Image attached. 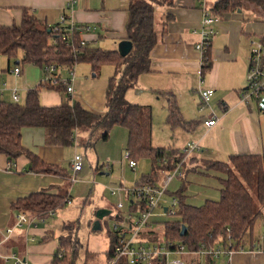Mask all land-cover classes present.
I'll use <instances>...</instances> for the list:
<instances>
[{
    "label": "trees",
    "instance_id": "1",
    "mask_svg": "<svg viewBox=\"0 0 264 264\" xmlns=\"http://www.w3.org/2000/svg\"><path fill=\"white\" fill-rule=\"evenodd\" d=\"M173 3L174 0L129 1L124 40L131 41L133 47L126 55H122L118 47L103 49L99 43L83 44L79 32L87 24L74 22L72 30L68 21L61 26L59 23L48 25L28 7H23L19 23L0 24V56L19 60V64L38 66L44 71L43 79L28 89L23 101L0 100V153L6 155L11 169L17 159L24 155L28 159L26 168L30 172L58 175L64 180H69L72 176L67 168L46 162L37 153L26 148L22 143L24 128H42L45 131V143L50 146H72L78 143L88 147L93 146L98 139L108 140L112 129L122 126L128 131L125 154L128 153L137 163L145 158L152 161L150 172L143 174L135 184L157 185L162 181V170L173 167L175 161L182 157V148L153 145L152 106L130 102L127 92L138 84L143 73L152 70V51L159 39L156 14L159 7L171 6ZM212 9L222 20L244 10L264 13V0H215ZM65 14L69 17L68 20L71 19L69 11ZM170 16L167 14L164 25ZM102 37L98 33V39ZM210 48L205 52V62L207 56L209 62L202 65V76L212 67ZM81 62L89 63L96 74L103 65H113L115 68L114 74L108 80L106 110L103 113L89 110L74 100L62 82L63 74ZM48 67H55V70L49 71ZM43 89L59 91L63 96L62 103L43 105L40 98ZM202 89L206 88L201 87L200 90ZM167 101L169 126L172 129L194 128L196 122L184 119L176 97L171 95ZM260 102L258 101V105ZM201 104L202 101L199 102ZM86 132L90 134L85 137ZM207 167L224 175L220 178V199H207L201 205H193L185 202L183 189L175 192L173 197L178 199L176 219L151 221V225H162L160 238L183 242L187 249L199 250L218 243L226 245L227 230L230 229L235 242L241 245L244 235L253 236L258 221L263 224L264 152L231 154L228 161L212 160L207 163ZM103 168V165L96 164L93 170L99 172ZM188 171L187 169L186 174ZM69 200L72 199L68 191L62 193L48 187L17 198L11 207L15 213L25 210L31 217L45 220L53 216L59 208L65 207ZM145 206L142 201L139 208L144 209ZM129 207L135 211L138 204L130 200ZM183 225L186 226V232L181 235ZM147 235L150 240H157L159 237H156L155 229H150ZM42 240L45 241L46 238ZM255 241L252 245L259 248ZM80 244L75 232L69 227V233L59 236L58 247L50 264H77ZM116 244L117 233L112 231L107 261L113 256ZM242 248L241 246L240 250ZM203 262L194 261L197 264H223L214 258H207ZM0 264L7 263L0 259ZM118 264L130 263L122 260ZM153 264L165 262L157 258Z\"/></svg>",
    "mask_w": 264,
    "mask_h": 264
},
{
    "label": "crops",
    "instance_id": "2",
    "mask_svg": "<svg viewBox=\"0 0 264 264\" xmlns=\"http://www.w3.org/2000/svg\"><path fill=\"white\" fill-rule=\"evenodd\" d=\"M69 1L0 0V24L19 23L22 18L23 7L30 8L39 19L44 20L48 25L59 23L61 16L69 11L74 22L98 27V33L103 36L99 40V45L107 42L117 48L119 43L125 39L130 0H76L73 7L67 9ZM199 5V0H174L173 5L158 8L156 29L159 39L152 51V70L143 73L139 78V81L145 82L146 86L144 87L149 88H142L144 89L143 92L147 91L152 95L154 94L155 98L162 90L167 92L169 96L174 95L185 120L196 122V126L198 123L202 125L203 130L197 129L194 133V139L190 137L189 141L195 140L202 144L200 155L207 158L199 157L207 163L212 160L228 161L230 155L235 153H263L264 111L259 109L260 105L256 102L244 103L241 101V94L247 87L249 51L256 30L250 24L246 27L240 21L239 13L223 19L210 48L212 67L204 76H200L201 55L196 48V43L200 37L193 32L201 21L202 11ZM167 14L171 16L167 19V24L164 25ZM91 36L94 37V35ZM4 58L2 59L0 56V84L5 81L7 87L0 94V100H11L12 89L14 88L19 90L20 99L23 100L28 89L36 86L43 79L44 71L38 66L28 64L24 69L20 67V73L16 75L12 72L16 67L12 66V60ZM15 64L19 63L15 61ZM100 72L101 69L98 74ZM96 75L93 72L92 78L78 77L77 70H75V92L72 98L89 110L103 113L106 110L108 79L96 77ZM68 76V72L63 74V77ZM201 87H213L215 89L211 101L213 106L217 105L220 109H216L215 112L208 115L211 117L214 114L218 117L219 121L213 127L205 125L207 118L203 121L204 115L201 114L199 117V114L194 110L195 104L193 107V103L181 99L182 93H188L192 100L199 104L197 97L200 95ZM131 90L133 89L127 92V96ZM134 94L137 98L139 96L144 99V93L138 94L136 92ZM40 98L41 103L46 106L60 105L63 101V96L54 89H43ZM182 102L186 108V113L181 109L183 107ZM139 103L144 104L146 102L144 100ZM113 130L114 134L121 133L123 138L127 136L126 140H128L127 130L120 127H115ZM87 135L88 132L84 136ZM115 142L104 143V145L108 149L107 146ZM22 143L46 162L61 166L66 165L70 148H72L70 146L47 145L45 143V131L40 127L24 128ZM103 157L107 158V163L112 161L109 158H115L117 155L113 154L112 151H104ZM199 157L192 156L193 159L190 158L188 161L190 166H192L191 163L200 164ZM27 163L28 159L22 155L11 169L6 155L0 153V241L4 239L3 235L6 229L13 227L17 221V213L11 207L13 201L48 187H53L55 191H57L56 189L64 191L65 180L61 176L30 172L26 168ZM106 163L103 165V169L112 172L113 161L110 167H106ZM70 164L72 169V160ZM135 183L128 184L122 180L119 184H113L133 186ZM49 228V225L40 227L36 221L30 225L17 227L11 237L3 242L2 246L9 251L12 249V251L17 252L31 264H50L54 256V249L57 250L58 242L57 245L53 244L52 246L49 244L51 242H46L50 238H54L53 231ZM255 228L262 231L264 229L262 222L258 221ZM150 229L156 230V237L159 235L160 232L157 227L151 226ZM32 233V237H29ZM38 234L46 240L41 242L42 245L28 247L26 242H36ZM248 235L250 234L244 235L241 241L243 247L241 250L237 251L231 259L222 256L220 260L218 259L219 262H223V264H264V240L259 245L260 247L256 248L252 242L257 238L253 234L246 240ZM160 237L159 235L158 238ZM24 240L26 244L24 251L21 249L19 251L13 250L15 249L13 246ZM36 250H39L40 254H35Z\"/></svg>",
    "mask_w": 264,
    "mask_h": 264
},
{
    "label": "rangeland",
    "instance_id": "3",
    "mask_svg": "<svg viewBox=\"0 0 264 264\" xmlns=\"http://www.w3.org/2000/svg\"><path fill=\"white\" fill-rule=\"evenodd\" d=\"M214 2L215 0H210V5H212ZM239 18L240 21L244 23L246 27L248 26V24H250L256 30L253 39L258 40L264 38V13H259L255 10H244L242 13H239ZM99 46L103 49L115 48L113 47L114 45L108 44L107 42L102 43ZM1 57L2 59H5L4 57L6 56L1 55ZM11 64L13 67H21L22 69H24L28 65L15 64V59H12ZM76 65L78 77H93V69L89 63L81 62ZM114 72L115 68L113 65H103L101 67V72L97 74L96 77H106L109 80L110 76H112ZM144 86H146L145 82L143 80L141 82L140 80L139 83L134 88H132L133 90L130 91V94L127 96V99L130 102L134 103H139L145 100L146 103L144 104H150L152 106L154 129L153 145L157 147H172L175 149L183 148L184 145L190 142L189 140L191 138L194 139L193 137L195 131L199 128L202 129V125L198 123L197 126L195 125L196 127L194 126V128L191 129H186L185 127H177L176 129H172L167 123L169 112L167 101L169 98L168 93L164 92L163 90L159 91L157 98H155L154 94L152 95L147 91L143 92L144 89L142 88L149 89ZM136 92H138V94L144 93V99H141L139 96L137 98V96L134 94ZM197 98L200 102V95ZM140 99L141 101H139ZM181 99L193 103V107L195 104L194 110L197 114H199V117L201 114L204 115L203 121L205 118L209 117L208 115L210 113L215 112L216 109H220L217 105L213 106V102L210 101V106H206L204 110H201V106L197 104L196 101H193L188 93H182ZM182 106V111L186 113L187 111L184 107L183 102ZM116 127L125 129L121 126ZM113 129L112 131L114 132ZM112 131L111 137L108 140L98 139L93 146L85 147L84 145H79L78 143H76V146H70L72 148H70L71 150L68 155L67 163L65 166H63L67 168L69 172H71V177L73 178L65 180V186L63 187L64 191H59L62 193L68 191L72 200L65 207L59 208L53 216H50L45 220L36 218V222L38 223V225H40V227H46L47 225H49V229L53 231L54 238H50L46 241L51 242L49 243L51 246L53 244L57 245L58 238L60 235L69 233V227L73 229L76 234V237L80 240L81 243L77 264L108 263L107 251L110 248L111 232L114 231L113 227L116 222V215L118 213V208L116 207L118 197L111 195L107 187L119 184L122 180L128 184L135 183V181L139 180L143 174L149 173L152 169L151 159L145 158L137 163L136 170H132L129 167V161L128 159H126L125 154L127 146V136L123 138V135L121 133L114 134ZM99 132H101V130L97 133ZM89 134L90 132H88V135ZM112 141L116 142L109 144V146H107V149L104 143H110ZM104 151H112L113 154L117 155V157L115 158H109L113 161L114 168L112 169V172L106 171L107 169L103 170L105 173L108 172L107 174H104L101 171L94 172L93 168L96 166V164L104 165L106 163L107 158L103 157ZM76 154L83 155V170L77 174V177H74V171L73 168L71 169L70 162L71 160L73 161ZM200 154L201 152H195L193 156L199 157L201 156ZM201 157L207 158L205 156ZM201 157H199L201 160L200 164L195 165L194 163H191L192 166H190V162L187 163L185 169L186 176L183 179L175 178L170 183V186L168 187V190L166 191L162 200V204H164V206L170 205V200L174 196V193L178 192L180 189H183L182 195L186 199L185 202H187L188 204L201 205L207 199H220V189L222 187L220 178L224 175L220 174L219 172H216L215 170L208 169L207 161H204L203 159H201ZM187 169H189V171L186 174ZM123 198L125 207L121 209L120 212L125 217L128 216L129 202L125 194L123 195ZM99 209L111 210V213L102 219L101 228L97 225V211ZM160 212L162 213L161 215ZM153 217L154 218H152V220L154 221L176 219L175 215L164 214L160 206L155 208ZM42 221H44V223H42ZM152 227H157L160 232L159 235L161 236L162 225L153 223ZM260 231L261 229L259 228L254 229L255 238H260ZM32 235L33 233L29 235V237H32ZM249 236L250 235H248L246 240L249 238ZM24 242L25 240L18 242L17 245L13 246L15 247V249L13 250L19 251L21 249L22 251H24V246L26 244L28 247H30L31 245H39L41 244V242L44 241L42 240L41 235L38 234L36 242L30 241L28 243L26 242V244ZM11 244H14V242H11ZM44 244L47 245V243ZM10 250L12 251V249ZM54 251L56 252V249H54ZM89 253L92 254L89 255ZM35 254H40L39 250H36ZM49 257L51 258V255H49ZM185 258L188 259L189 264H197L194 263V261L200 260L199 258H195V260H191L189 257Z\"/></svg>",
    "mask_w": 264,
    "mask_h": 264
},
{
    "label": "built area",
    "instance_id": "4",
    "mask_svg": "<svg viewBox=\"0 0 264 264\" xmlns=\"http://www.w3.org/2000/svg\"><path fill=\"white\" fill-rule=\"evenodd\" d=\"M76 0H70L67 7L70 9ZM199 6L202 11L201 21L198 28L194 29V33H197L200 37L196 43V48L199 51L202 59H200L199 70L200 76H202V65L205 62V52L211 47L212 41L218 33L219 26L222 19L219 15L213 11V5H210V0H199ZM68 16L64 13L59 21V25H64L67 21L70 23V30L74 27V21L67 18ZM71 17V16H70ZM80 38L83 44L94 43L98 44V27L96 25H85L79 32ZM91 35H94L92 37ZM249 71L247 74V87L241 94V101L244 103H253L261 101L264 98V39H254L251 41V47L249 51ZM47 70L54 71L55 67H48ZM75 70L76 65L72 66L68 73V77H64L62 82L66 85L67 91L73 96L75 92ZM13 73L19 75L20 68L15 67L12 70ZM202 78V77H201ZM7 83L4 81L0 86V94L6 89ZM202 104L200 105L201 110H204L206 106H210L215 89L208 87L206 89L199 90ZM12 100L15 102L21 101L20 93L17 89H12ZM218 117L212 115L205 120V125L213 127L218 123ZM202 146L198 141L192 140L188 142L181 149L182 157L175 161L172 168L162 170L163 178L162 181L153 185L145 183L142 185L128 186L125 184L113 185L107 187L110 194L118 197L116 207L118 213L116 215V222L113 230L117 233V244L113 256L108 260V264H118L122 260H127L130 264H153L157 258L164 260L165 264H189V257L191 260L200 258L203 261L207 258L220 259L224 256L227 259H231L232 256L240 250L241 245H238L231 235V230H227V243H218L215 246L204 247L199 250H189L186 248L183 242L166 241L163 238L150 240L148 238V231H150L151 221L154 216V210L160 206L164 214L176 215L178 199L172 197L170 205L164 206L162 204L163 197L168 190L170 183L175 179H183L185 177V168L189 159L194 155L195 152H200ZM126 159L129 161V167L132 170H136L137 162L130 158L129 154H126ZM106 167L111 166V162H107ZM72 168L74 171V177L80 170L83 169V155L76 154L72 161ZM73 178V177H71ZM126 195L128 202L136 201L138 207L135 211L131 210L128 206V216H123L120 212L125 207L123 195ZM144 202L146 206L144 209H140L141 202ZM71 202V200H69ZM162 212V211H161ZM160 212V215L162 214ZM52 214H54L52 212ZM17 221L13 227H8L3 235L4 239L0 241V259L7 264H31L25 258L18 255L16 252L9 251L2 246L3 242L8 240L14 233L17 227L24 225H30L36 221L31 215L21 210L16 215ZM264 227V218H263ZM264 240V229L261 231L260 238L255 241V245H259Z\"/></svg>",
    "mask_w": 264,
    "mask_h": 264
},
{
    "label": "water",
    "instance_id": "5",
    "mask_svg": "<svg viewBox=\"0 0 264 264\" xmlns=\"http://www.w3.org/2000/svg\"><path fill=\"white\" fill-rule=\"evenodd\" d=\"M133 44L129 40H122L118 45V50L122 55L128 54L132 50ZM16 63H19V60H16ZM260 109H264V98L260 102ZM111 213V210L109 209H99L97 211V218H98V226L101 228V222L104 217L109 215ZM186 232V226L183 225L181 235H184Z\"/></svg>",
    "mask_w": 264,
    "mask_h": 264
}]
</instances>
